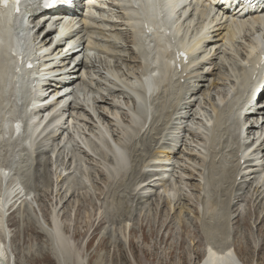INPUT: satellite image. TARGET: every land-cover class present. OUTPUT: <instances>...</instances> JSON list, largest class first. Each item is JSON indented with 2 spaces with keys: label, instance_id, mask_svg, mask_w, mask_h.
Instances as JSON below:
<instances>
[{
  "label": "rangeland",
  "instance_id": "1",
  "mask_svg": "<svg viewBox=\"0 0 264 264\" xmlns=\"http://www.w3.org/2000/svg\"><path fill=\"white\" fill-rule=\"evenodd\" d=\"M89 1L90 8L82 13L90 16L85 20L86 26L94 27L98 23L102 26L100 29H104L98 33L89 28H78L80 34L74 37L75 44L84 39L89 40V47H96L90 54L91 58L84 59L85 65L78 73V76H82L79 84L82 85L87 71L94 69L93 65L96 66L95 72H102V76L94 72L90 83L82 88L85 90L80 93L79 99L72 100L70 104V108L78 107L80 110H75L68 122L65 119L72 110L53 123L31 154L17 145L8 143V146L5 141L0 142V177L4 187H10L14 194L8 202L18 204L13 211L6 209L4 224L8 236L5 240L0 231V256L6 254L8 264H198L209 247L214 250L231 247L241 264H264V153L253 154V148L247 149L252 142L264 145V119H260L256 130L249 133L240 114L231 116V123H228L231 107L226 106L228 109H222L226 117L220 125L216 142L213 135L219 112L214 101L223 99L227 91L222 88L233 80L227 68L231 66L237 70L239 65L241 67V58L234 53L232 56L237 61L229 59L226 55L229 42L221 41L218 45L220 53L214 61V65L220 68L216 73L220 78L218 88L210 84L216 77L209 79V85L204 83L206 87L202 92L190 100L193 107L188 111H177V97L181 99L183 90L189 84L187 77L183 78V69L186 68H182L180 73L176 72L178 76L173 72L172 75L167 73L175 103H171L170 98L167 101L176 105V111H173L174 106L173 109L169 108L165 96L160 92L156 96L151 95L148 97L149 104L143 105L146 109L150 107V113L146 116L140 111V129L137 127L136 131L129 116L130 113L137 115L134 103H130L125 93V96L118 93L117 90L122 87L103 74L106 68L104 61L109 58L99 51L100 48L104 51L110 49L109 43L119 46L115 52L127 57L117 65L122 68L114 71L117 80L124 87L139 92L138 76L144 69L140 64V49L133 43L130 32L134 23L114 14L111 22L106 24L109 26L106 30V25H101L100 19L104 17L108 20L110 14L99 11V8L108 11L111 5H103L99 0ZM106 1L118 4L115 0ZM200 26L199 21L190 22L180 29L179 34L184 29L188 35H197ZM32 28L33 23H29V31L34 34ZM118 33H122L123 37L116 36ZM100 34L107 38H100ZM109 34H113V37ZM243 36L244 30H239L238 43L242 42L246 48ZM259 36L264 38V27ZM92 37L100 38V42L93 41ZM196 43L183 44L180 48L193 47ZM105 45L107 48L103 47ZM38 47H41L40 44ZM210 48L213 46L208 47V52ZM242 48L237 46V52H244ZM52 51L50 46L42 54ZM58 54L56 52L52 57L45 58L46 64L60 65L62 57ZM198 55L199 61L207 58V55H200L199 52ZM81 56H84L83 52L78 53L76 58ZM142 58L146 61L143 55ZM193 65L188 69H194ZM239 72L240 76L244 75L243 69ZM180 80H184L186 85ZM55 98L50 96L45 104H57ZM102 98H105V102ZM10 101L5 109L0 110V129L9 126V120L16 115L15 109L20 107L14 100ZM17 101L22 108L24 100L18 98ZM62 106L58 105L51 114H57ZM103 113L108 118L104 119ZM61 123L65 131L59 132L57 140L53 141L48 136ZM97 127L104 138L96 135L99 132ZM112 145L126 152L129 161V169L115 182L107 181L105 172L109 171L112 163L111 148L108 149ZM224 145L227 148H223ZM100 147L104 152L99 151ZM161 151L163 153L160 154ZM166 153L170 154L168 158H159ZM260 165L261 170L257 171L255 167ZM245 172L247 183L243 180ZM26 198L30 201H26ZM54 219L74 250L70 259L62 261L60 258L61 262L53 256L51 239L47 236ZM103 241L104 245L101 244Z\"/></svg>",
  "mask_w": 264,
  "mask_h": 264
},
{
  "label": "bare ground",
  "instance_id": "2",
  "mask_svg": "<svg viewBox=\"0 0 264 264\" xmlns=\"http://www.w3.org/2000/svg\"><path fill=\"white\" fill-rule=\"evenodd\" d=\"M194 1H196V2H194ZM131 2L132 3H136V2H139L140 3V0H131ZM199 2H201L202 4H201V10H199ZM99 3H102L103 5H107V1H104V0H99ZM130 3V2H129ZM179 3V4H178ZM183 3H184V7H183ZM211 4V5H208V4ZM168 4V0H167V2L165 3V5H167ZM156 5H157V0H156ZM176 7H175V9L177 10V12L175 13L173 10L172 11H170V13L174 16L173 17V21L175 22V28L173 27V32H171V34L167 37V36H165L163 33L161 34V35H159L158 36V44L156 45V47H157V49H155L157 52L156 53H158L157 54V62H159V55L161 54L160 52H162L163 53V55L164 54H166V52H167V49L168 48H170V46H171V43H170V37L171 36H176V35H178L179 34V31H180V29L182 28V27H184V26H186L188 23H190V22H193V21H195L194 20V18H191V16H187L186 15V13L184 12V8H187L188 9V7L189 8H191L192 6L194 7V10L196 11V12H199V11H201V12H199L201 15H204V14H206L205 13V11L206 10H210L211 9V6L213 7V9H214V11H215V13L210 17V20H209V22H208V24L207 25H205V28H206V30H207V32H206V34L196 43V47L195 46H193V47H190V46H188V47H184V48H181L182 50H185V52L187 53V55H192L193 53H195L196 51H198L199 53H200V55H207V58L204 60V61H198L197 62V64H195V65H193L194 66V69L193 68H191V69H188V67H190V65L187 67V66H185V67H183V68H186V69H183L184 70V72H185V76H184V74H182L184 77L183 78H185V77H187V79L189 80V84H188V86H187V88H185V85H186V83H184L185 85H183L184 86V90H183V95H181L182 97H181V99H179V97L180 96H178L177 97V99L179 100V103L177 104V107H178V112H180L181 110L182 111H188L189 109L191 110L192 109V105L191 104H193L192 103V101H190L192 98H194L196 95H198V94H200V92H202V89H204L206 86H204V83H207L208 85H209V83H210V80L209 79H211L212 77H216V79H215V81H214V79L212 80L213 82H211L210 84H211V86H215V87H217L218 85H217V81H220L219 79L220 78H218V74H216L218 71L217 70H219L220 68L218 67L217 68V66L216 65H214V61H216V57L219 55V53H220V47L218 48V45L220 44V42L222 41L223 42V40H224V42L225 41H228L229 43L228 44H230L231 45V47L232 48H234L235 47V50L237 51V44H238V42H237V40H236V31L237 30H239V27H246V30L248 31V33H249V35H245L244 37H245V39L248 41V43H249V49L248 50H253V49H256L257 48V44H259V43H252V40H251V36L252 35H256L260 30H259V28H257L258 26H261V25H263L264 24V18H262V16H264V10L263 9H248L247 11H245V9L243 8V9H236V8H234L232 5H229L228 4V2H227V0H205V1H203V0H176ZM89 7V6H88ZM88 7H86V8H88ZM128 7V9L126 10V11H124L123 9H122V6H120V5H115L114 3L112 4V9H109V11H108V13L109 14H111V16L109 17L110 19H113V16H114V14H116V15H118L119 14V16L122 18V19H125V18H129L130 17V13H132V14H134V15H139V11H140V8H139V11H137V10H134V9H132L131 7H129V6H127ZM139 7H140V5H139ZM156 7V6H155ZM182 7H183V9H182ZM83 10V9H82ZM81 10V11H82ZM98 10V9H97ZM102 11H104L105 9H101ZM116 11H119V13H116ZM185 11H187V10H185ZM153 15L155 16L154 17V19L156 20V19H158L159 17H157L158 15H159V10L158 9H156L155 8V10L153 9ZM218 12H219V14H218ZM10 13H11V9H5V10H1V12H0V23H4V21L2 22L1 20H2V18L6 15V16H8V18H10V21H8V25H6V27H4V28H1L0 29V31L1 30H5V31H7L8 30V28H9V25H11V23L13 22V20H12V18H11V16H10ZM170 13L169 12H166V15H170ZM213 13V12H212ZM220 13H221V17H220ZM225 16H223V15ZM41 16H43V15H39V16H32L31 18V23H33V28H32V30H35V33H34V38L36 39V40H39V44H40V46L41 47H39V52H42V51H45V50H47L48 49V47H50V44L53 42V40H54V37L53 36H59V37H61V39L60 40H58L57 42H56V44H55V48H54V50L50 53V54H48V55H46V57L45 58H48V57H52L53 55H54V53H56V52H58L59 54L58 55H62L61 53L63 52V50L64 49H66L67 50V52L65 53V54H63V57H62V59H61V62H60V65H61V68H59V69H57V70H60V71H62V70H68V71H66L65 73H63V74H60V75H58V78H59V80H61V82L59 83V84H61V85H59L60 86V89L58 88V87H56L55 89L52 87V85L50 84V81H47V83H46V86H45V93H43L42 92V95H40L39 97H36V98H33V97H31V101H33V106H34V109H37L38 107H40V108H38L37 110H36V114H34V113H29V112H27V113H25L24 114V119H26L27 120V123H24V131H23V133L21 134L20 133V129H21V122L19 121V122H17L16 120H15V116L16 115H14L13 116V118L12 119H10L9 120V126H6V127H2V129H0V142H3V141H5L7 144L9 143V144H13V145H17V146H19L20 147V149H25V150H27V148H22V146L23 145H27V146H29L32 142H34V140L38 137V136H34V138H32V139H30L31 138V135H29L28 136V132H29V130L31 129V131L30 132H32L33 133V135H34V133L37 131V126H36V124L37 123H34V121H35V119H36V117H37V114H41V115H44L45 113H48V114H50V113H53L55 110H56V108H58V105H59V103H57V104H53V106L52 105H47V104H44V102H45V100L52 94V93H55V92H58V91H60V90H63V89H68V88H71V89H73V88H76L75 90L76 91H74V90H72L71 91V96H74V98H75V100L76 99H78V97H77V93H78V95H80V93H81V88H83L84 86H86L87 87V85H88V82L90 83V81L92 80L91 79V77H89V75H90V72H87V76H86V78H85V80H82V85L81 84H79V81H80V79H81V77L80 76H78V73L81 71V68H82V65H83V60H81V61H78V62H75L74 61V59L76 58V56H77V52H78V50H76L77 48L79 49V48H82V50L80 51V52H82L84 49H85V47H84V45L88 42V41H83L82 43H81V45H79V46H75L74 45V36H77V35H79V32L77 31V30H73L74 29V27L75 26H73L74 25V21L77 19L76 17L77 16H75L74 17V20H73V22L72 23H70V24H67V25H62V31L61 32H58V30H56V29H54L53 27L51 28V27H49V25L47 24L48 23V21H43L42 22V24L40 25V21L41 20H45L44 18L43 19H41L39 22H38V20H39V18L41 17ZM45 16V15H44ZM146 16H147V14H146ZM224 17V18H223ZM104 18V17H103ZM108 18V19H109ZM147 18L148 19H150L148 16H147ZM227 18H232L230 21H228L227 20ZM223 19H226V20H224L223 21ZM236 19H240L241 21L239 22V21H237ZM139 20H140V18L138 19V22L136 21L135 22V24L136 25H138V23H139ZM171 20V19H170ZM108 21L110 22V20H107L106 21V19L104 18L103 19V23L106 25V24H108ZM196 21H199L200 23H201V26H200V29H199V31H198V33H197V35L199 34V32H200V30L202 29V27H203V22H202V18L201 19H198V20H196ZM247 21H251V22H247ZM38 22V23H37ZM85 22V21H84ZM102 22H100V24L102 23ZM37 23V24H36ZM59 23V22H58ZM55 24V26H59L60 25V23L59 24ZM103 23L101 24V25H103ZM117 23V22H116ZM123 23V22H122ZM122 23H120V26L122 25ZM125 23V22H124ZM85 24H86V22H85ZM98 24V23H97ZM95 25L94 27H99L100 25ZM39 26V28L38 29H36V27L37 26ZM136 25L134 26V29L136 30ZM8 26V27H7ZM114 26H116V25H114ZM71 27V29L69 30L70 32L68 33V34H66L64 37L62 36L64 33H65V29H67V28H70ZM102 26H100L99 28H89L90 30H97V32L98 31H100L101 33L103 32L102 30L104 29V28H102V29H100ZM104 27V26H103ZM107 27H109V26H107L106 25V27H105V29L107 28ZM112 27V26H111ZM189 27V26H188ZM264 26H261V28H263ZM114 28V27H113ZM162 28L165 30V29H167V27L166 26H164V25H162ZM10 29V28H9ZM21 29V28H20ZM22 29L24 30V27L22 26ZM186 29V28H185ZM107 30V29H106ZM11 31V30H10ZM105 31V30H104ZM183 31H184V29H183ZM100 32H98V33H100ZM128 32V31H127ZM182 33V32H181ZM8 34H9V36L7 37V39L10 37V42H13V44H12V46H11V48H9L8 49V51H5L6 50V48L7 47H5L4 45H3V43L4 42H1L2 40H1V38H2V36H0V110L2 111V108H3V104L6 102L7 103V106H8V104L11 102L10 100H9V98L10 97H8L9 96V94H10V92L12 91L11 90V87H12V80L14 79V78H17V79H20V80H22L24 77H26V76H29L28 74L29 73H31V71H27V72H25L24 70H22V78H21V76H19V75H16L15 74V72H14V69H15V67H16V65H15V59H13L12 57H11V55H10V52H15V53H17V49H19V42L17 43V46H16V48H15V46H14V44H15V39H14V36H13V33L12 32H9L8 31ZM94 34V33H93ZM125 34V33H124ZM106 35V34H105ZM110 35V34H109ZM113 35V34H112ZM112 35H110L111 37H113ZM120 35H122V33H120ZM139 36H140V31H139V34H138ZM180 35V34H179ZM99 36V35H98ZM108 36V35H107ZM110 36H108L109 38H110ZM116 36H118V35H116ZM53 37V38H52ZM102 37H104L103 35H102ZM101 37V34H100V38H102ZM132 37V36H131ZM141 37L144 39V41H148V37H146L145 36V34H143V32H141ZM100 38H98V39H100ZM107 37H104V39H106ZM108 38V39H109ZM115 38V37H114ZM114 38H111V39H114ZM208 38H211V39H208ZM4 39V38H3ZM96 39V38H95ZM253 39V38H252ZM97 40V39H96ZM118 40V37H116V39H115V41H117ZM150 40H151V38H150ZM186 40V39H185ZM108 42H110V39L108 40ZM242 43V42H241ZM241 43H239L238 45L244 50V52H240V54H239V52H237V55H236V57L237 56H239L240 58H241V62L242 63H244V59L245 58H249L250 57V55H251V53H250V51H247V48H244V46L241 44ZM2 44V45H1ZM203 44V45H202ZM227 44V45H228ZM181 45H183V44H181ZM111 46V45H110ZM109 46V47H110ZM209 46H213V48H210L209 49V52H208V47ZM103 47H105V48H107L106 47V45L105 46H103ZM102 47V48H103ZM119 47V46H118ZM117 47V48H118ZM226 47V46H225ZM229 47V46H228ZM111 49H109V50H107V51H109V52H111L112 53V56H109L110 57V62H108L109 64H111V63H113L114 65H115V67L116 68H118V69H120L121 67H117V65H118V63H120L121 62V60H123L124 58H126L127 56H125V57H123L121 54H119L118 52H115V50L117 49V48H115V47H113V46H111L110 47ZM136 48H138V49H140V52H142V53H144V57L146 58V60L147 59H149V54L147 53V50H150V46H147V45H142V46H138V47H136ZM88 49V46H86V50ZM108 49V48H107ZM132 49V48H131ZM101 50H104V49H101ZM106 50V49H105ZM135 50V49H134ZM137 50V49H136ZM236 51H232L231 53H233V55H235L236 54ZM241 51V50H240ZM102 52V51H101ZM106 52V51H105ZM124 52V51H123ZM234 52H235V54H234ZM103 53V52H102ZM136 53H139V51H137ZM208 53V54H207ZM128 54V53H127ZM239 54V55H238ZM107 55V54H106ZM227 55V54H226ZM231 55V54H230ZM228 56V55H227ZM232 56V55H231ZM108 57V56H107ZM229 57V56H228ZM45 58H42V60H44ZM108 60V59H107ZM221 60V59H220ZM240 60V59H239ZM45 62L46 61H43V64H44V66L45 67H47L46 66V64H45ZM102 62V61H101ZM72 63V65H73V67H70V64ZM106 64H107V62H105ZM241 63V67H240V65H239V67L241 68V69H243V74L244 75H246V70L243 68V64ZM102 64H103V62H102ZM224 64V63H223ZM10 65V66H9ZM8 66H9V68H8ZM107 66L108 65H106V68H107ZM142 66V65H141ZM141 66H140V68H141ZM221 66H222V63H221ZM220 66V67H221ZM229 66V65H228ZM102 67V66H101ZM154 67H155V71H156V73H155V75H159V68H157V63H156V61H155V64H154ZM198 67H199V69H198ZM207 67H209V68H207ZM106 68L105 69H103L104 70V72H106ZM156 68H157V70H156ZM22 69V68H21ZM96 69V68H95ZM240 69V70H241ZM52 70H55V68L54 69H42V71H45V72H48V73H52L53 71ZM148 72L150 71V70H147ZM114 72V71H113ZM151 72V71H150ZM172 72H174V73H176L175 72V70H174V68H173V66H172V58L169 60V62L168 61H166L165 63H164V67H163V73H165V74H167V73H172ZM154 73V71H152V73H148L147 74V72H145L144 74H143V76L145 77L146 76V78L147 77H149V76H152V74ZM240 73V72H239ZM95 74H97V75H99L100 77L102 76V72H100V71H98V72H95ZM172 75V74H171ZM182 75H180V77L182 76ZM5 76H7L8 77V80L7 79H5ZM97 77V76H96ZM116 75H115V79H116ZM180 77H179V79H180ZM242 77H243V75H242ZM169 78H170V75H169ZM182 78V77H181ZM225 79V78H224ZM223 79V80H224ZM98 80V79H97ZM88 81V82H87ZM146 81H147V79H146ZM145 81V82H146ZM151 81H152V83H153V79H151ZM176 81V80H175ZM184 81V80H183ZM138 82H139V84H138V88H140L139 89V92H137V91H135V90H131V88L130 87H124L123 85H121L122 86V88H124V90L123 89H119V90H117V92L118 93H123V96H129L128 94H126L125 93V90H129V91H131V92H133V93H135L136 95H137V98H140V95H141V97H143L142 98V100H141V102H142V104H141V106H145V105H147V104H149V101H150V99H148L145 95H146V90H145V88H144V83L142 82V81H140V75L138 76ZM96 83H99L100 84V82H96ZM146 84V83H145ZM177 84V83H176ZM27 85H28V83H27ZM152 85V84H151ZM155 87H158V88H160L161 86H162V82H161V80H159V81H156L155 82ZM178 85H179V83H178ZM36 86H37V83H36ZM38 86H39V84H38ZM120 86V87H121ZM182 86V87H183ZM224 86V85H223ZM41 86H39V88H40ZM174 87V86H173ZM210 87V86H209ZM28 88H29V86H28ZM211 88V87H210ZM218 88V87H217ZM30 89V88H29ZM147 89L148 90H151L152 92H153V94H155V88L153 87V86H148L147 85ZM161 89V88H160ZM177 90V89H176ZM144 91V92H143ZM173 91V90H172ZM179 91V90H178ZM224 91V90H223ZM182 92V91H181ZM220 92V91H219ZM218 92V93H219ZM124 93H125V95H124ZM179 93V92H178ZM143 94H144V96H143ZM163 94H164V96L166 97L165 99H166V101L170 98V102L171 103H175V101H174V98H173V96L174 95H172V97H169V98H167V96H168V94L166 93V92H163ZM174 94V93H173ZM182 94V93H181ZM103 97V96H102ZM105 97V96H104ZM176 97V96H175ZM189 97V98H188ZM225 97V98H224ZM188 98V100H187V102H185L186 101V99ZM236 98V97H235ZM103 100L105 99V98H102ZM107 99H109V98H107ZM177 99H176V101H177ZM226 99V93L225 94H223V99H222V101H224ZM9 100V101H8ZM60 100V99H59ZM101 100V99H100ZM102 101V100H101ZM108 101V100H107ZM121 101V100H120ZM57 102H58V99H57ZM104 102H105V100H104ZM168 102V101H167ZM61 103V102H60ZM106 103H108V102H106ZM117 105H119V102H118V100H117ZM171 103H166L168 106H169V108H171L172 106H174V109H173V107H172V109H173V111L175 110V107H176V105H174V104H171ZM57 105V106H56ZM69 106L68 107H64V108H62L60 111H59V113H58V115L56 116V117H52V118H50V120L48 121V126L51 124V123H55L56 121H59L61 118H64L65 117V114L66 113H68L69 112V110H72V113H69V115L67 116V118L65 119V122H68V120H70L71 119V117H72V115L74 114V111L75 110H80V108H70V104H68ZM113 105V104H112ZM114 105H116V103L114 104ZM16 106V105H15ZM99 106V105H98ZM120 106V105H119ZM134 106H135V102H134ZM161 106V105H160ZM163 106L166 108V106L163 104ZM229 107H230V105H228ZM53 107V110L51 109ZM111 107V106H110ZM116 107H118V106H116ZM98 108H100V107H98ZM102 108V107H101ZM112 108V107H111ZM164 108V109H165ZM183 108H185V110L183 109ZM227 108V107H226ZM118 109H120V107L119 108H117V110ZM135 109H136V107H135ZM139 109V108H138ZM225 109V108H224ZM228 109V108H227ZM82 110V109H81ZM116 110V109H115ZM140 110V109H139ZM169 110V109H168ZM170 111H171V109H170ZM176 111V110H175ZM114 112V111H113ZM229 112H231V108H230V110H229ZM228 112V113H229ZM106 113V112H105ZM116 114H118V112H115ZM172 113L173 112H171V114H170V117H171V115H172ZM23 114V113H22ZM137 114V113H136ZM2 115H1V112H0V120L2 119V117H1ZM112 116V115H111ZM130 116V119H131V121L135 124V126H138L137 124H140V114H137V115H133V114H130L129 115ZM103 117H104V119H106V118H108V116L106 115V114H104L103 113ZM181 117H183L182 119H185V117L184 116H181ZM225 117H226V113H224L222 110L221 111H219L218 112V115L216 116V120L218 121L217 123H218V129H217V131H216V139H215V142L217 141V139H218V136H219V131H220V125H222L221 123L224 121V119H225ZM43 118V116H41V119ZM73 118V117H72ZM133 118L136 120V119H138L139 121L138 122H136V121H134L133 120ZM231 118V117H230ZM229 118V119H230ZM169 119V118H168ZM258 119H259V121H261V120H263L264 119V107H262V108H260V109H254V110H252L251 112H250V115L249 116H247V117H245V122H247V132H249V133H252V131H254V130H256V128H257V125H258V123H257V121H258ZM261 119V120H260ZM114 120V119H113ZM116 121H118L117 120V118L115 119ZM114 120V121H115ZM171 120V119H170ZM84 121H85V119H84ZM87 121V120H86ZM113 121V122H114ZM15 122H17L16 124H15ZM88 122V121H87ZM111 122H112V120H111ZM112 122V123H113ZM120 122V121H119ZM229 122V121H228ZM106 123V122H105ZM165 123V122H164ZM216 123V122H215ZM88 124V123H87ZM117 124H118V122H117ZM64 124L63 123H61L60 125H58L57 126V128H56V130H54L53 132H51L50 133V136H48V137H50L53 141H56L57 139L56 138H58V135H59V132H61V131H65V129H64V126H63ZM90 125V124H89ZM94 125V124H93ZM224 125H225V123H224ZM227 125V124H226ZM246 124H244V126H245ZM88 126V125H87ZM134 126V125H133ZM166 126V125H165ZM112 127H114L113 125H112ZM224 127V126H223ZM86 128V127H85ZM88 128V127H87ZM95 128H96V126H95ZM94 128V129H95ZM115 128H116V125H115ZM131 128V127H130ZM176 128V127H175ZM180 128V127H179ZM179 128H177V129H179ZM228 128V127H227ZM97 129H98V127H97ZM133 129H134V127H133ZM132 129V130H133ZM138 129H140L139 127H138ZM182 129V128H181ZM225 129V128H224ZM82 130V129H81ZM99 130V132L98 133H96V135H99V136H101L100 138H102L103 137V132H101V130L100 129H98ZM129 130V129H128ZM221 130H222V128H221ZM83 132H84V129L82 130ZM136 131H137V129H136ZM153 131V130H152ZM158 131H160L159 129H158ZM224 131V130H223ZM222 131V132H223ZM227 131H230V130H228L227 129ZM10 132H11V135H10ZM85 133V132H84ZM224 133H226L225 131H224ZM229 133V132H228ZM52 134V135H51ZM53 134H54V137H53ZM158 134V133H157ZM222 134V133H221ZM32 135V136H33ZM159 135H161V134H159ZM20 136H22V140L20 141L19 139H20ZM177 136V135H176ZM224 136V135H223ZM2 137H3V139H6V140H3L2 139ZM221 137V139L223 138L222 136H220ZM60 138V137H59ZM99 138V139H100ZM104 138V137H103ZM97 139V138H96ZM124 139V138H123ZM228 139V138H227ZM102 140V139H101ZM101 140H98L99 142H101ZM142 140V139H141ZM223 140V139H222ZM229 140V139H228ZM8 141V142H7ZM36 142H39L40 141V139H36L35 140ZM144 141V140H143ZM224 141V140H223ZM223 141H221V142H223ZM232 141V140H231ZM120 142V141H119ZM149 142V141H148ZM229 142V141H228ZM258 142V141H257ZM101 143H103V142H101ZM112 143V142H111ZM123 143V142H122ZM145 143H147V142H145ZM220 143V142H219ZM226 143V142H225ZM260 143V142H259ZM259 143H256L255 145H254V143L252 142V143H250L249 145H247V149L249 148V149H252L253 148V154H255V153H264V145H263V143L261 144H259ZM8 144V146H10ZM105 144V143H104ZM104 144H102V145H104ZM234 144V143H233ZM114 145V144H113ZM111 146V147H107L108 149H110L111 148V151L110 152H112V154L111 155H114L115 154V159L116 160H119V163H117V165L116 166H114V164H112L113 166H112V168H113V171H114V173L112 172V171H105L106 172V177H107V181H111V182H115V180L119 177V178H121L122 177V174H124L125 173V165H124V163L120 160V158H119V155H120V153H119V150H121V148L119 149L118 147H116V146ZM130 146V145H129ZM128 146V147H129ZM147 146V145H146ZM149 146V145H148ZM225 146L226 145H224L223 146V148H225ZM82 147H83V149H85L86 150V148L84 147V145H82ZM105 147H106V144H105ZM105 147L103 148V149H105ZM126 147V146H125ZM132 147V146H131ZM137 147V146H136ZM143 147V146H142ZM35 148V147H34ZM124 148V147H123ZM122 148V149H123ZM222 148V149H223ZM226 148H227V146H226ZM235 148V147H234ZM100 149H101V147L99 148V151H100ZM126 148H124V150H125ZM131 148H129V150H130ZM136 149V148H135ZM147 149V148H146ZM166 149V148H165ZM102 150V149H101ZM148 150V149H147ZM224 150V149H223ZM227 150V149H226ZM103 151V150H102ZM132 151V150H131ZM135 151V150H134ZM133 151V152H134ZM222 151V150H221ZM234 152H236L235 151V149L233 150ZM31 152H34V151H29V154H31ZM104 152V151H103ZM102 152V153H103ZM110 152H109V154H110ZM140 152H142V151H140ZM230 152V151H229ZM108 153V152H107ZM126 153V152H125ZM161 153H163L162 151L160 152V154ZM174 153V152H173ZM236 155H237V153H235ZM127 155V154H126ZM159 155V154H158ZM168 155H170L169 153H166V155H163V156H160L159 158H168ZM167 156V157H166ZM127 157H128V155H127ZM138 157V156H137ZM112 158V157H111ZM157 158H158V156H157ZM240 158V161L242 160V158L241 157H239ZM139 161V160H138ZM166 161H168V160H166ZM158 164V163H157ZM259 165V164H258ZM255 166V165H254ZM116 167H118V171H117V168ZM164 167V166H163ZM262 167V165H260V166H258V167H255V169L257 170V171H260L261 168ZM122 169L124 170V171H122ZM129 168H127V170H128ZM242 169V168H241ZM163 170V169H162ZM248 170V169H247ZM247 170H244V171H247ZM249 171H250V169H249ZM127 172V171H126ZM159 172V171H158ZM161 172V171H160ZM251 172H252V170H251ZM256 172V171H255ZM254 172V173H255ZM2 173V172H1ZM0 173V174H1ZM248 173V172H247ZM258 174V173H257ZM255 175V174H254ZM3 176V175H2ZM4 177V176H3ZM2 177V178H3ZM247 177L248 178H250V175H247ZM252 177V176H251ZM256 178H257V175H256ZM124 180V179H123ZM243 180H245L244 181V183H247L246 181H247V178H246V172H245V174H244V176H243ZM2 179H1V177H0V231L2 232V234H3V237H4V239L6 240V237L8 236V233H7V229H6V226H5V224H4V217H5V211H7L6 210V208H8V211H13L14 209H15V207L18 205H16V204H12V202L10 203V202H8V200L9 199H11V197H12V195H14L13 194V192H12V190H10L11 188L9 187V188H5L4 187V185H3V183H2ZM117 181V180H116ZM119 181V180H118ZM145 181V180H144ZM146 181H147V179H146ZM243 183V184H244ZM241 184V183H240ZM167 185H168V183H167ZM214 185V184H213ZM219 185V184H218ZM235 185V184H234ZM247 185V184H246ZM9 186V185H8ZM146 186V185H145ZM238 186H239V184H238ZM241 186H244V185H242L241 184ZM124 187V186H123ZM214 187V186H213ZM168 188V187H167ZM237 188H243V187H237ZM15 190V189H14ZM173 190V189H172ZM241 190V189H240ZM261 191V190H260ZM22 192V191H21ZM168 192V191H167ZM258 193V192H257ZM24 194V193H23ZM19 195V194H18ZM25 195V194H24ZM72 195V194H71ZM173 194H171V196H172ZM8 196H9V198H8ZM18 197V196H17ZM8 198V199H7ZM75 198V197H74ZM140 198H142V197H140ZM138 199V198H137ZM20 200H22V198L20 199ZM27 201V200H26ZM30 201V200H29ZM68 201H69V199H68ZM27 203V202H26ZM66 203V202H65ZM65 205V204H64ZM63 205V206H64ZM83 207V206H82ZM77 209V208H76ZM116 210V209H115ZM7 211V212H8ZM109 211V210H108ZM107 211V212H108ZM6 212V213H7ZM229 212V211H228ZM106 213V212H105ZM52 218V217H51ZM113 218V217H112ZM6 220V219H5ZM56 219H54L53 220V222H51V229L49 230V232L47 233V236L51 239V247H52V250H53V252L52 253H55V255H53V256H55V258H57L58 260H59V262H61L60 261V258L62 259V261L63 260H66V259H70L71 258V255H72V252L74 251L73 249H71V246H70V244H69V242L66 240V238L65 237H67L65 234L63 235V233L62 232H64V231H62V228L60 227V225L58 224V221L56 220ZM101 222V221H100ZM99 222V223H100ZM263 222V221H262ZM59 225V226H58ZM104 225V224H103ZM65 236V237H64ZM221 242V241H220ZM104 241H103V243H101L102 245H104ZM223 243V242H222ZM229 244V243H228ZM221 248V247H220ZM98 249V248H97ZM209 251H207L206 250V253H205V255H204V258H203V260L201 261V262H199L198 264H241V262L239 261V259H238V257H237V255H236V253H235V251L234 250H232V248L231 247H224L223 249L221 248V249H216V250H214L213 248H210L209 247V249H208ZM74 256L76 257V254L74 253ZM73 256V257H74ZM6 254H4L3 256H0V264H8L7 263V260H6ZM78 259H80L79 257H78ZM77 259V260H78ZM45 260V259H44ZM77 260H76V262H77ZM58 262V263H59ZM81 263V262H80ZM77 264H79V263H77Z\"/></svg>",
  "mask_w": 264,
  "mask_h": 264
},
{
  "label": "snow or ice",
  "instance_id": "3",
  "mask_svg": "<svg viewBox=\"0 0 264 264\" xmlns=\"http://www.w3.org/2000/svg\"><path fill=\"white\" fill-rule=\"evenodd\" d=\"M5 3H7V0H4ZM15 3H19V0H14ZM58 0H45V6H51L52 4L57 3Z\"/></svg>",
  "mask_w": 264,
  "mask_h": 264
},
{
  "label": "water",
  "instance_id": "4",
  "mask_svg": "<svg viewBox=\"0 0 264 264\" xmlns=\"http://www.w3.org/2000/svg\"><path fill=\"white\" fill-rule=\"evenodd\" d=\"M9 45L11 46V45H12V42H8V41H7V42L4 44L5 47H8ZM0 47H1V46H0Z\"/></svg>",
  "mask_w": 264,
  "mask_h": 264
}]
</instances>
